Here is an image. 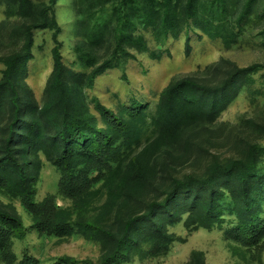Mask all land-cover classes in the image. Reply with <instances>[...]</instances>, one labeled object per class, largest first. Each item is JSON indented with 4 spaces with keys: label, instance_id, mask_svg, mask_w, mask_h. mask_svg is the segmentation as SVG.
Instances as JSON below:
<instances>
[{
    "label": "trees",
    "instance_id": "trees-1",
    "mask_svg": "<svg viewBox=\"0 0 264 264\" xmlns=\"http://www.w3.org/2000/svg\"><path fill=\"white\" fill-rule=\"evenodd\" d=\"M54 2L49 0L41 17L25 28L20 51L0 59V194L19 202L38 237L63 239L76 228L97 241L99 264H121L129 252L166 256L172 242L166 226L183 215L187 232L210 231L225 223L226 241L249 253H263L264 139L247 145L241 159L220 163L209 153L219 115L251 86L261 66L239 68L221 59L182 75L158 94L149 115L134 98L120 104L117 113L93 101L94 115L85 95L98 77L120 68L132 52L159 59L165 51L159 48L182 33L187 41L198 30L209 40L234 44L240 33L233 29L241 26L253 0L243 2L228 28L220 19L227 0H114L113 25L93 18L92 2L84 0V14L77 15L80 39L73 49L81 70L64 66L54 46L52 70L37 103L20 78L31 58V29L50 30L54 40L59 32ZM29 10V1L20 0V15ZM107 42L112 49L98 62L93 49ZM259 131L264 138V127ZM41 158L55 169L58 180L54 195L36 201ZM197 161L199 171L178 173L177 167H197ZM97 197L104 200L96 206ZM56 199L69 207L57 206ZM25 233L14 208L0 202V264H39L27 254L17 260L12 250V241ZM52 264L91 263L59 257ZM189 264H203L202 255L192 253Z\"/></svg>",
    "mask_w": 264,
    "mask_h": 264
},
{
    "label": "rangeland",
    "instance_id": "rangeland-1",
    "mask_svg": "<svg viewBox=\"0 0 264 264\" xmlns=\"http://www.w3.org/2000/svg\"><path fill=\"white\" fill-rule=\"evenodd\" d=\"M19 1L0 0V59L20 51L25 40V28L40 18L41 13L45 12L49 5V0H28L30 13L23 16L19 13ZM54 1L52 11L59 26V32L54 40L50 30L31 29V58L25 64L20 78L25 91L37 103H40L43 98V92L52 70L51 51L54 46H58L64 66L73 71L81 70L73 49L80 39L77 15L84 14V0ZM113 1L90 0L92 2L90 12L93 18L113 25L112 9H110V3ZM178 1L182 3L184 0ZM208 1L212 0H200L201 3ZM244 1L227 0L226 10L220 16L221 20L223 18L225 28L233 26V22L241 14ZM101 10L103 12L100 14ZM30 15L34 17H28ZM233 31L240 34L236 42L230 46H225L220 40H209L197 30L189 33L188 41L183 33L177 40L168 41L165 46L159 48L162 51L165 49L159 59H150L148 52H132V57H127L120 68L106 71L96 79L93 89L85 92L90 113L96 115L93 101L117 113L120 104H126L129 99L134 98L142 102V105L146 107V114L149 115L153 113L158 94L172 80L182 75L202 70L221 59L230 61L239 68L259 65L261 68L252 75L251 86L241 90L219 115L213 127L216 134L215 145L209 148V153L215 156L220 163L243 158L247 145L261 144L264 139L259 131V128L264 127V0H253L241 26L239 28L236 26ZM108 40H110V29ZM150 48L154 49V46ZM111 49V42L93 49L97 61L101 62L106 58ZM2 69L0 61V72ZM41 160L42 167L36 186V201H41L47 195H54L58 180L55 169L43 158ZM196 163L197 167L183 165L177 167V171L180 175L199 171V161ZM262 163L264 168V161ZM103 200L104 198L97 197L96 206ZM0 202L14 208L26 230L23 239L12 241V250L17 260L27 254L37 259L39 264H52L59 257H70L77 261L99 264L102 250L97 241L78 233L76 228L70 237L63 239L38 237L36 232L30 228V217L20 207L17 200L0 194ZM56 204L62 208L69 207L67 201L60 199H56ZM127 208L125 207L124 210ZM262 209L261 218L264 219V203ZM223 215L226 217L227 214L224 212ZM184 218L185 215L181 216L179 222L166 226L167 233L172 236L166 256L150 257L144 255L142 251V254H136L140 251L129 252L127 259L121 264H189L191 254L194 252L202 255L203 264H264V252L259 255L249 253L224 239L225 223L222 224V228H214L210 231L198 229L187 232L183 224ZM73 221H76L75 215Z\"/></svg>",
    "mask_w": 264,
    "mask_h": 264
}]
</instances>
